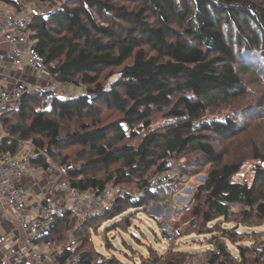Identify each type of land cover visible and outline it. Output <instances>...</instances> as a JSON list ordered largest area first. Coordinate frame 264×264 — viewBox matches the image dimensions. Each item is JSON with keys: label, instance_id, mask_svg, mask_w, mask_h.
Here are the masks:
<instances>
[{"label": "trees", "instance_id": "trees-1", "mask_svg": "<svg viewBox=\"0 0 264 264\" xmlns=\"http://www.w3.org/2000/svg\"><path fill=\"white\" fill-rule=\"evenodd\" d=\"M1 1L15 7L24 4ZM39 3L49 9L33 18V45L46 57L55 80L83 85L85 93L76 98L60 96L54 89L25 94L18 109L1 117V148L15 156L31 143L33 167L43 169L54 160L62 170L60 180L83 192L111 184L132 190L130 183L135 181L139 189L138 194L129 192L74 230H70L73 214L67 211L56 217L52 232L41 241L55 246L80 242L81 249L77 250L86 251L82 264H90L98 256L107 258L110 264H125L116 254L108 257L101 253L94 236L108 220L131 209L147 210L151 202L162 201L174 176L170 174L169 182L157 188L151 186V178L159 172H171L170 161L187 153H197L196 162L210 165L204 182L181 209L200 221L189 234H213L211 223L216 225L218 219L228 223L237 213L249 225L264 221V165L255 169L252 183L234 179L244 161L264 162V149L253 143L251 152L244 150L226 159L215 139L230 142L244 131L245 124L229 115L206 114L245 95L242 73L249 68L239 61L237 47L258 49V55L264 57V0ZM234 38L239 42L236 45ZM111 67L120 69L112 87L106 88L101 76ZM98 101L116 111L112 120L103 121L98 116L87 121V117L100 115ZM157 112L167 122L154 126ZM70 148L73 153L64 152ZM235 206L241 207L240 212H235ZM132 222L128 216L105 228L102 245L114 248L109 231L126 228ZM222 233L232 241L244 236L227 228ZM207 244L210 247L202 253L208 258L175 245L164 253L150 246L148 256L142 255L141 261L195 264L200 256L201 264L248 262L249 246H240L235 259L228 244L222 248L220 242L210 240ZM257 254L255 264H264V253Z\"/></svg>", "mask_w": 264, "mask_h": 264}, {"label": "rangeland", "instance_id": "rangeland-1", "mask_svg": "<svg viewBox=\"0 0 264 264\" xmlns=\"http://www.w3.org/2000/svg\"><path fill=\"white\" fill-rule=\"evenodd\" d=\"M15 1L23 2L24 5L29 6L30 8L39 6L41 11L49 9V6L44 5V3H39L41 0ZM8 4L9 3L0 0V10L6 11L9 8L12 9ZM9 5L15 6L14 4ZM236 39L237 38H234V45L239 43ZM243 48L244 47H237L239 61L246 62L249 68L242 73L244 85L246 87L245 95L213 108L206 113L207 116L220 115L221 117H224L229 115L231 119H235L239 123L245 124V126H242L244 131L232 141L221 142L220 140L215 139L214 142L216 143L217 148L225 152L226 159L231 157V155L238 156V153L243 152L244 150L251 152L253 143H258L261 148L264 149V57L258 55V49L245 50ZM119 69L120 67H111L104 71L101 80L106 88L112 87V82L118 77ZM4 80L9 81V78ZM10 82L11 81H9V83ZM59 88V95L65 97H71L73 93L81 95L85 93L86 89L83 85L64 83H59ZM96 104L101 107L100 115L87 117V121H91L92 118L97 119L98 116L103 121H110L116 116V111L107 107L103 101H98ZM153 122L154 126H159L167 122V119L157 112L153 117ZM73 148L67 149L64 152H71V149ZM33 153V147L30 143H27L18 156L31 157ZM196 156L197 153H187L184 154V156L173 158L172 161H170L168 165L172 170L169 174H171L172 177L174 176V183L168 187L167 191L163 192L161 196L162 201L151 202L147 210H144L143 208L139 210L131 209L123 216H119L114 220H108L106 223H103L101 231L98 235L94 236V242L97 249L108 257L116 254L125 264H142L141 257L142 255L148 256L150 246L159 250V253L165 251L163 246H166V248L171 246L161 230V225L164 222H168L182 229V235L178 237L175 242L176 247L197 251L198 255H201L202 258H208V255H203L202 251L210 247L207 243L212 240L220 242L221 246H223L224 243L228 244L230 252H232L234 257L236 256V259L240 254L239 247L249 246L250 249L247 253V264H255L257 261L256 257L258 256L257 251L264 253L263 220H258V222L256 221L253 225H249L244 221H241L242 216L237 213L236 216L232 217L233 220L228 223H224V219H221L220 222H218L220 219L215 221L216 225L215 223H211L210 226L214 227L213 234H189L191 230L199 225L200 221L197 217L195 218L191 216V214L186 211L181 212V209L192 199L196 193L198 185L204 182L207 170L210 166L204 161L201 163L196 162ZM76 161L78 162V159H76ZM52 162L53 166L59 167L54 160H52ZM192 164L196 166H193ZM260 164L264 165V162L256 159H248L244 161L241 171L235 175L234 179L252 183L255 178V169ZM186 171H189V174L182 175V172ZM137 184L138 183L135 181V183H130V186L133 187V190L137 189L139 191L136 187L138 186ZM161 206L163 210H161ZM240 209L241 207L239 206L234 207L235 212H240L238 211ZM128 216H131L133 221L130 226L126 228L118 227L108 233L113 241L114 248L108 249L102 245L106 234L104 229L112 225L115 221H120ZM2 225L4 227L2 226L0 231L7 235H11L9 224L4 222ZM223 228L237 230L239 234H244V236H239V241H232L230 237H223ZM75 245L79 247L81 246V243H75ZM80 249L81 248L79 247V250ZM83 252L86 251H82L81 253ZM201 257L199 256V258L196 259L195 264H201ZM262 260H264V255Z\"/></svg>", "mask_w": 264, "mask_h": 264}, {"label": "built area", "instance_id": "built-area-1", "mask_svg": "<svg viewBox=\"0 0 264 264\" xmlns=\"http://www.w3.org/2000/svg\"><path fill=\"white\" fill-rule=\"evenodd\" d=\"M40 11L39 6L30 8L23 4L3 12L0 34L3 42L11 46L0 50V79L8 78L1 67L11 64L18 68L23 67L31 73L50 76L53 87L62 83L55 80L47 67L46 57L33 45L30 25ZM48 89L29 84L23 77H16L14 82L0 88V197L17 215L16 220H12L0 211V220L2 223L10 222L11 232V235L0 232V245L3 246L0 249V264H82L84 256L77 250V245L68 241L65 245L55 246L50 241H41L43 236L52 232L56 217L67 211L72 212L70 230H74L93 214L111 206L129 192L138 194L137 189L127 190L123 186L113 184L97 186L83 192L74 188L70 182L61 181L62 170L53 164L42 169L44 181H40L33 171L30 157L10 156L1 148L2 115L18 109L25 94ZM73 97L76 98L77 95L74 94ZM31 146L33 147L32 144ZM169 173L165 171L155 174L151 178V186L157 188L169 182ZM29 178L31 180L27 181ZM34 191L37 193L32 194ZM161 230L171 244L169 248L163 246L164 253L175 245L177 238L182 235V229L164 222ZM67 251L69 254L64 257ZM90 264L110 262L107 258L98 256Z\"/></svg>", "mask_w": 264, "mask_h": 264}, {"label": "crops", "instance_id": "crops-1", "mask_svg": "<svg viewBox=\"0 0 264 264\" xmlns=\"http://www.w3.org/2000/svg\"><path fill=\"white\" fill-rule=\"evenodd\" d=\"M9 4H8V6L12 7V9L9 8L6 11H11L15 8V6H13V5L10 6ZM6 11L1 12V10H0V27L3 23V14H4L3 12H6ZM0 41H1L0 42V50L10 48L11 45L9 43L3 42V38L1 36V34H0ZM1 69L3 70V72L5 74L7 73L6 76L8 75L7 77L9 78V81H11V82L12 81L14 82L16 77H23L26 80V82H28L29 84H32L34 86L38 85V86L48 87L49 89H54L57 92H59L58 90H60L59 83L54 87L52 86L53 80L50 76L41 75V74L36 73V72L31 73L28 70H25L23 67L18 68L16 66H12L11 64H6V65L2 66ZM12 75H13V77H12ZM9 81L8 80L5 81L4 79H0V88L2 86L9 85L10 84ZM68 87H71V86H68ZM74 94L77 95V93H73V95ZM33 171L37 175V177L40 181H44L42 168L33 167ZM30 180H31V178H29L27 181H30ZM36 193H37L36 191L32 192V194H36ZM0 211L5 216H7V218H9V219L16 220V218H17V215L7 206V204L5 203V201L1 197H0ZM7 223L9 224L10 222L7 221ZM2 226H3L2 221L0 220V228H2ZM2 248H3V246L0 245V249H2Z\"/></svg>", "mask_w": 264, "mask_h": 264}, {"label": "water", "instance_id": "water-1", "mask_svg": "<svg viewBox=\"0 0 264 264\" xmlns=\"http://www.w3.org/2000/svg\"><path fill=\"white\" fill-rule=\"evenodd\" d=\"M161 210H163L162 206H161ZM223 246L220 245V248H222ZM86 252L82 253V256H85Z\"/></svg>", "mask_w": 264, "mask_h": 264}]
</instances>
